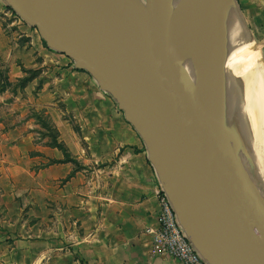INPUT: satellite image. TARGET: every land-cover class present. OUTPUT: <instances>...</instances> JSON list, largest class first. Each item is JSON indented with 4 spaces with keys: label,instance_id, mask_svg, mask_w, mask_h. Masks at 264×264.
Returning <instances> with one entry per match:
<instances>
[{
    "label": "crops",
    "instance_id": "obj_1",
    "mask_svg": "<svg viewBox=\"0 0 264 264\" xmlns=\"http://www.w3.org/2000/svg\"><path fill=\"white\" fill-rule=\"evenodd\" d=\"M6 7L0 0V59L10 84L29 80L0 95L8 108L0 111V264H183L158 254L145 232L158 227L159 179L137 132L87 72L40 36L21 31L24 43L8 35Z\"/></svg>",
    "mask_w": 264,
    "mask_h": 264
},
{
    "label": "water",
    "instance_id": "obj_2",
    "mask_svg": "<svg viewBox=\"0 0 264 264\" xmlns=\"http://www.w3.org/2000/svg\"><path fill=\"white\" fill-rule=\"evenodd\" d=\"M3 1L47 48L71 59L115 101L204 260L264 264V208L184 67L167 52L166 0L143 3L141 54L98 0Z\"/></svg>",
    "mask_w": 264,
    "mask_h": 264
},
{
    "label": "bare ground",
    "instance_id": "obj_3",
    "mask_svg": "<svg viewBox=\"0 0 264 264\" xmlns=\"http://www.w3.org/2000/svg\"><path fill=\"white\" fill-rule=\"evenodd\" d=\"M98 1L141 54L143 3L140 0ZM166 20L178 37L173 40L167 31V52L174 56L169 49L177 51L176 58L179 57L192 89L208 111H211L208 101L220 104L221 99L227 98L229 112L239 120V125L257 141L264 140V68L260 48L249 40L232 0H166ZM195 75L200 81L199 87L190 82ZM170 82L178 88L177 80ZM219 120L225 124L223 118ZM247 181L254 198L264 208V196L253 190V182Z\"/></svg>",
    "mask_w": 264,
    "mask_h": 264
},
{
    "label": "rangeland",
    "instance_id": "obj_4",
    "mask_svg": "<svg viewBox=\"0 0 264 264\" xmlns=\"http://www.w3.org/2000/svg\"><path fill=\"white\" fill-rule=\"evenodd\" d=\"M140 1L144 3L145 0H140ZM235 1L239 8V13H240L239 18L242 20L241 22H243L242 24H244L243 25L245 26L244 28H246L245 31H247L246 34L249 40L254 45L260 48L259 54L261 58L262 67L264 68V0H235ZM6 8L8 9V7ZM8 10L11 12L12 15H9V17L2 16L3 18L2 23L8 35H12L13 38H16V40L23 41L24 43L26 42V37L24 36V33L21 31L25 30L24 32L26 33L33 32L35 36L36 34L39 36L38 32L33 27H31L28 23L23 21L18 15L13 14L10 9ZM10 12L8 14H10ZM10 19L15 20L16 22L14 24H10L9 22ZM168 27L170 29L169 32L171 33L173 39L176 41L178 37L174 33L173 26L169 21H168ZM169 52H172V54H174L175 57H177L178 55L177 51L171 48L169 49ZM70 61L72 60L70 59ZM5 78H7V76L4 67V61L0 59V86L3 87V88L0 87L3 89L0 90V95L2 94L4 89L7 90V95L12 94L13 92L15 93L17 86H19V83L16 82L14 85L12 84L6 85ZM196 78L198 80V77L195 75V77L192 78L190 82H192L194 87L195 85L199 87L200 85L198 82L200 81H197ZM194 81L196 83H193ZM19 89H22V87L19 86ZM221 100H222L220 101L221 105L218 103V101L217 102L208 101V104L211 108L210 115L213 118L214 123L216 124L218 130L220 131L226 145L233 154L236 163L238 164L245 179L250 180V182H253L252 183L254 184L252 187L253 190L255 189L254 191H258L260 192L261 196H264V140L258 138V141L261 140L260 142L263 143L262 145V143L259 142L258 145L257 139L255 138L256 139L255 140L253 137H251L250 133L248 134L247 130L243 129V125L241 124L239 125V120L233 117V114L229 112L230 101L227 98ZM20 109L28 110V111L34 110L32 108H25V107ZM5 110H8V108L4 106L3 103L1 102L0 111H5ZM222 118L224 119L225 124L221 123V121L219 120ZM36 121L45 129L47 135H49L50 137V129L48 127L53 128V126L52 124L49 123L48 119L43 115H38ZM249 138L252 141H249L250 140ZM258 146L261 149L258 148ZM254 179H256L255 182Z\"/></svg>",
    "mask_w": 264,
    "mask_h": 264
},
{
    "label": "built area",
    "instance_id": "obj_5",
    "mask_svg": "<svg viewBox=\"0 0 264 264\" xmlns=\"http://www.w3.org/2000/svg\"><path fill=\"white\" fill-rule=\"evenodd\" d=\"M155 197L159 210L158 227L146 228L145 232L151 235L156 252L183 264H208L185 235L168 196L160 186Z\"/></svg>",
    "mask_w": 264,
    "mask_h": 264
},
{
    "label": "trees",
    "instance_id": "obj_6",
    "mask_svg": "<svg viewBox=\"0 0 264 264\" xmlns=\"http://www.w3.org/2000/svg\"><path fill=\"white\" fill-rule=\"evenodd\" d=\"M8 7V6H7ZM8 9H10L9 7H8ZM11 10V9H10ZM12 11V10H11ZM12 13L13 14H15L13 11H12ZM42 42H43V44H44V46H46V44H45V42L42 40ZM47 47V46H46ZM79 70H81V69H79ZM24 71H26V72H29L28 70H24ZM81 71H84V70H81ZM29 80V77L28 76H24V77H22L20 80H18V83H19V86L20 87H23L25 84H26V82ZM5 83H6V85H8V84H10L9 82H8V80H7V78H5ZM0 87H2V86H0ZM3 88V87H2ZM2 88H0V90H3ZM46 125V124H45ZM47 126V125H46ZM48 127V126H47ZM49 129H50V137H51V145L52 146H54V147H56V148H58V149H60L63 153H64V159H63V161H71L72 159H70L69 158V156H68V154H67V152H66V149H65V147H64V145H63V143L62 142H58V140H57V132H56V130L54 129V127L53 128H51V127H48ZM54 129V130H53Z\"/></svg>",
    "mask_w": 264,
    "mask_h": 264
}]
</instances>
